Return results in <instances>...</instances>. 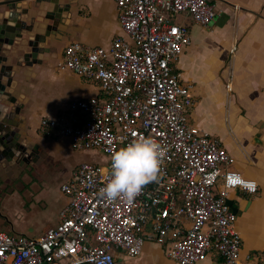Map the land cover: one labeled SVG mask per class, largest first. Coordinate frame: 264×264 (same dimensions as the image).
<instances>
[{
  "label": "built area",
  "instance_id": "2783aa9c",
  "mask_svg": "<svg viewBox=\"0 0 264 264\" xmlns=\"http://www.w3.org/2000/svg\"><path fill=\"white\" fill-rule=\"evenodd\" d=\"M117 9L127 37L108 48L72 42L59 64L100 84L105 97L73 100L40 122L42 133L57 131L73 150H97L108 160L81 163L61 185L68 203L56 226L36 238L0 231V264H121L115 249L138 257L148 238L165 245L171 232L166 252L177 264L212 252L224 264H243L238 216L227 200L232 191L255 195L259 186L235 168L220 141L191 123L193 86L175 69L191 45L189 29L175 17L189 14L208 26L217 10L208 0H117ZM144 135L164 148L156 179L132 201L106 198L100 189L111 175L112 152Z\"/></svg>",
  "mask_w": 264,
  "mask_h": 264
},
{
  "label": "crops",
  "instance_id": "0c3cea01",
  "mask_svg": "<svg viewBox=\"0 0 264 264\" xmlns=\"http://www.w3.org/2000/svg\"><path fill=\"white\" fill-rule=\"evenodd\" d=\"M6 1L10 0H0V4ZM58 1L67 10L63 12L65 24L59 25L57 39L43 45L51 51L43 53L41 62L15 66L16 74L9 88L21 109L17 125L34 146H39L42 158L32 174L21 172L17 166L12 171L15 178L9 180L8 192L26 209L20 219L8 218L9 228L17 232L0 230L10 235L36 238L60 222V212L68 198L60 188V198L52 201L48 177H66L64 184L81 163L108 160V156L97 150H73L70 139L57 131L42 133L40 122L45 117L66 112L73 100L105 97L100 84L62 70L61 61L56 65L52 48L55 42L63 40L62 59L65 47L72 42L108 48L115 37H127L119 21L117 0ZM208 1L217 10L216 18L208 26L197 23L189 14L175 17L191 35V45L175 63V69L184 83L193 86L195 104L189 110L191 123L220 141L235 157V168L245 177L256 180L259 186L255 195L232 191L230 199L243 212L236 223L242 236V263L264 264V0ZM18 5L29 8L31 15L54 6L51 0H24ZM8 12L7 6H0V22ZM233 47H237L234 54ZM27 51V46H16L13 55L8 51H3V55L15 62ZM33 114L39 120L37 127L33 125ZM35 200H42L40 210L36 211L44 225L37 234V225L31 216L37 209ZM174 237L171 232L165 245L148 238L138 257L119 249L115 253L121 264H177L166 252ZM58 264L72 263L70 259H63ZM195 264H224V261L212 252Z\"/></svg>",
  "mask_w": 264,
  "mask_h": 264
},
{
  "label": "water",
  "instance_id": "95a60500",
  "mask_svg": "<svg viewBox=\"0 0 264 264\" xmlns=\"http://www.w3.org/2000/svg\"><path fill=\"white\" fill-rule=\"evenodd\" d=\"M22 1L24 0H10L0 4L7 6L9 10L0 22V196L4 191H9V188L4 187L9 184L8 178L12 176L15 166L21 168V172L32 174L42 163L39 146H34V142L16 122L21 109L17 107L16 98L9 91L16 74L15 66L23 67L25 64L42 61L43 53L51 51L43 45L57 39L56 35L61 31L59 25L65 24L62 20L63 12L67 10L58 0H51L54 4L52 9L39 10L31 15L29 8L18 5ZM16 46H27L29 51L11 62L9 56L3 55V51L13 55ZM54 49L53 45L52 52ZM227 204L237 216L243 213L234 206L233 200L228 199Z\"/></svg>",
  "mask_w": 264,
  "mask_h": 264
},
{
  "label": "clouds",
  "instance_id": "9594fccd",
  "mask_svg": "<svg viewBox=\"0 0 264 264\" xmlns=\"http://www.w3.org/2000/svg\"><path fill=\"white\" fill-rule=\"evenodd\" d=\"M164 148L151 136H138L111 154V175L100 191L108 199L132 201L156 179Z\"/></svg>",
  "mask_w": 264,
  "mask_h": 264
},
{
  "label": "rangeland",
  "instance_id": "374dc122",
  "mask_svg": "<svg viewBox=\"0 0 264 264\" xmlns=\"http://www.w3.org/2000/svg\"><path fill=\"white\" fill-rule=\"evenodd\" d=\"M64 46V42L63 40H59L57 42L54 43V51H53V60L56 63V65H58V63L61 61V56L60 53L62 51V48ZM33 125L34 127H37V125L39 124V120L37 118V116H35V114H33ZM66 181V177H62L60 175H52V177H48V187H49V192L50 195L53 198V202L56 201L57 198H60V188L61 185L63 184V182ZM20 195L18 193H16L17 195L21 196L22 192H19ZM8 195H11L9 197H7ZM15 195L11 194V192L8 191H4V194L0 196V230H4L7 231L9 233H13V232H17L16 230H12L11 228H9L10 226L9 221L11 218L12 220L14 219H20L23 215H24V211L26 209V207L22 204V202H20L19 200H17L15 197ZM36 205H37V209L33 210V213L31 214L33 222L36 223V234L38 233V231L44 227L43 224H41L40 221V217H39V213L37 212L40 207V204L42 202V200H35ZM51 206H52V202H50ZM37 210V211H36Z\"/></svg>",
  "mask_w": 264,
  "mask_h": 264
},
{
  "label": "flooded vegetation",
  "instance_id": "af4514ba",
  "mask_svg": "<svg viewBox=\"0 0 264 264\" xmlns=\"http://www.w3.org/2000/svg\"><path fill=\"white\" fill-rule=\"evenodd\" d=\"M9 173H11V172H9ZM12 175H13V174H12ZM13 178H15V177H13V176H10V178H8V179H9V180H12ZM13 181H14V180H13ZM9 186H10V185H9ZM4 188H5V189H7V188H9V187H8V185H7V186H5ZM2 194H4V192H3V193H1V195H2Z\"/></svg>",
  "mask_w": 264,
  "mask_h": 264
}]
</instances>
